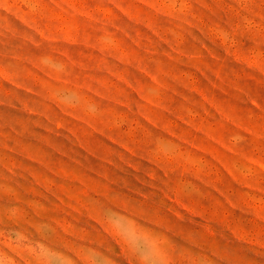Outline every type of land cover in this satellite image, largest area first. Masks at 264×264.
Returning a JSON list of instances; mask_svg holds the SVG:
<instances>
[{
    "label": "rangeland",
    "instance_id": "374dc122",
    "mask_svg": "<svg viewBox=\"0 0 264 264\" xmlns=\"http://www.w3.org/2000/svg\"><path fill=\"white\" fill-rule=\"evenodd\" d=\"M0 264H264V0H0Z\"/></svg>",
    "mask_w": 264,
    "mask_h": 264
}]
</instances>
